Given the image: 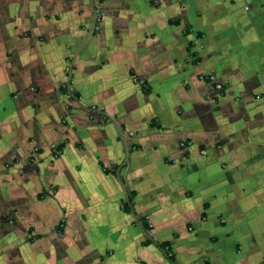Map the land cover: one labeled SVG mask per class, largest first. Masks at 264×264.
I'll list each match as a JSON object with an SVG mask.
<instances>
[{
	"label": "crops",
	"instance_id": "crops-1",
	"mask_svg": "<svg viewBox=\"0 0 264 264\" xmlns=\"http://www.w3.org/2000/svg\"><path fill=\"white\" fill-rule=\"evenodd\" d=\"M160 243L264 264V0H0V264Z\"/></svg>",
	"mask_w": 264,
	"mask_h": 264
},
{
	"label": "trees",
	"instance_id": "trees-1",
	"mask_svg": "<svg viewBox=\"0 0 264 264\" xmlns=\"http://www.w3.org/2000/svg\"><path fill=\"white\" fill-rule=\"evenodd\" d=\"M140 85L143 86L146 90L148 89L147 86L144 84V81L141 83ZM132 200V196L130 198V201ZM129 204L125 205V210L127 212L131 211V207L128 206ZM141 225L143 227V230L145 232H149L150 231V226L148 225V223L145 222V219H141ZM151 242V240H146L144 242V245H147ZM158 247L163 251L164 257L166 259L167 262H169L170 264H175L174 258L170 252V247L167 243H160L158 244Z\"/></svg>",
	"mask_w": 264,
	"mask_h": 264
},
{
	"label": "rangeland",
	"instance_id": "rangeland-1",
	"mask_svg": "<svg viewBox=\"0 0 264 264\" xmlns=\"http://www.w3.org/2000/svg\"><path fill=\"white\" fill-rule=\"evenodd\" d=\"M53 154H54V157H55V156L58 155V152H57V151H54ZM127 199H128V200H126L125 203L121 204V208H122V210L125 211V212H127V211L125 210V205H127V204H129L128 206L131 207V209H132V204H131V201H130L129 196L127 197Z\"/></svg>",
	"mask_w": 264,
	"mask_h": 264
},
{
	"label": "built area",
	"instance_id": "built-area-1",
	"mask_svg": "<svg viewBox=\"0 0 264 264\" xmlns=\"http://www.w3.org/2000/svg\"><path fill=\"white\" fill-rule=\"evenodd\" d=\"M98 30V27L97 26H95L94 27V30ZM141 83L143 82V81H140ZM67 88V87H66ZM68 92H70L69 91V89H68ZM72 93V92H71ZM179 147L181 148V149H184L185 147H186V143L185 142H181L180 144H179Z\"/></svg>",
	"mask_w": 264,
	"mask_h": 264
}]
</instances>
